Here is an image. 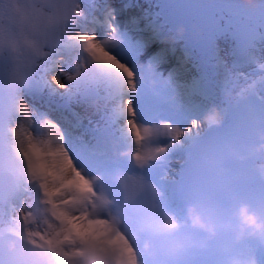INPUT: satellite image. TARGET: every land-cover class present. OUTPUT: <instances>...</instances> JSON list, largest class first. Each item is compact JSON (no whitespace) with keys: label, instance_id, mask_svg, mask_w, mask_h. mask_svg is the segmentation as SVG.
<instances>
[{"label":"snow or ice","instance_id":"snow-or-ice-1","mask_svg":"<svg viewBox=\"0 0 264 264\" xmlns=\"http://www.w3.org/2000/svg\"><path fill=\"white\" fill-rule=\"evenodd\" d=\"M88 8L86 14L81 0H31L26 19L62 29L63 34L57 37L51 31L42 33L31 44L32 56L24 78L10 79L7 89L0 85V264H5V241L11 239L20 244L14 255L24 258L25 264H49V253L71 255L65 252L66 247L74 249L88 239L102 240L104 250L115 254V264H145L144 253L137 250L140 230L132 224L121 226L125 212L108 191L101 190L100 183L105 175L115 172L127 203L151 187L147 178L142 172L120 168L115 155L102 148L95 137L86 141L77 133L78 124L65 129L60 121L24 99L26 90L32 95L37 87L75 99L104 83L108 99L115 102L106 128L119 142H134L128 159L138 169L167 151L165 146L146 144L162 136H179L180 130L170 121L151 120L167 106L166 91L173 86L172 77L163 90L149 89L141 95L143 82L136 79L140 70L135 62L146 44L120 26L115 8L107 3L102 8L104 34L98 35L87 27L89 22L101 23L95 16L97 6L90 0ZM81 22L84 27L78 30ZM45 47L48 52L43 50ZM53 48L73 51L75 62L69 63L61 54L54 56ZM42 57L50 61L45 71L57 73L55 82L33 70L43 67L39 63ZM141 113L148 119H141ZM29 197L31 204L26 205L24 201ZM37 212L47 218L44 230L38 227ZM8 264L15 262L10 260Z\"/></svg>","mask_w":264,"mask_h":264},{"label":"clouds","instance_id":"clouds-1","mask_svg":"<svg viewBox=\"0 0 264 264\" xmlns=\"http://www.w3.org/2000/svg\"><path fill=\"white\" fill-rule=\"evenodd\" d=\"M246 2L254 4L256 0H246ZM44 11L47 12V9L45 8ZM48 31L54 32L57 37L63 34L62 29L51 25L45 26L39 21L29 22L27 30L22 29L19 33L9 32L7 36L3 28H0V63L3 64L0 85L7 89L10 79L24 78L32 56L31 44L42 33ZM43 50L49 51L47 47ZM52 53L54 56L61 54L66 59L75 55L68 49L53 48ZM39 63L43 67H34L33 70L55 82L57 73L53 70L45 71L50 63L48 57H42ZM210 119L218 120L219 112ZM115 185H118V189L101 182L100 188L108 191L116 199L117 207L125 212L120 221L121 226L132 224L134 228L140 230L137 250L144 253L145 264H206L207 253L213 250L221 237L222 224L215 217L211 214L206 216L195 205H190L185 218L181 219L178 214L166 209L158 200L146 193H140L136 199L125 203L121 186L116 179ZM117 191L118 200L113 194ZM4 195L6 197L4 210L7 213V190ZM237 216L238 224L228 222L224 225L230 233L231 243L222 249H217L222 256L221 264H259L254 254L248 255L244 248L237 246L250 239L264 244V212L253 210L250 205L243 204ZM36 217L39 221V229H46L48 222L45 214L37 212ZM19 248L20 244L15 239L5 241L3 252L5 264H8L10 260L15 264H25L24 258H17L14 255ZM104 249L102 240L88 239L82 245H75L74 249L71 246L66 247L65 252H71V255L49 253V264H115V254Z\"/></svg>","mask_w":264,"mask_h":264},{"label":"bare ground","instance_id":"bare-ground-1","mask_svg":"<svg viewBox=\"0 0 264 264\" xmlns=\"http://www.w3.org/2000/svg\"><path fill=\"white\" fill-rule=\"evenodd\" d=\"M199 1L203 4V6L210 7V5H213L212 3H215L217 8H219V10H225L226 8L229 7V3L228 2L231 1V0H198V2ZM239 1H246V0H239ZM256 1H263V0H256ZM234 9H239V14H240L239 16H240V19H241L240 22H242V23H243V21H242L243 18L242 17H244V16H248V17H245V18L250 19V18H252V15H254L256 20H258L259 17H260V14L255 13V11H253V10H248V9L245 10L243 8H237V7H235ZM200 24H198V26ZM212 26H213V24L211 25V23H210L208 27L211 28ZM243 26H244V24H243ZM219 28H217V29H219ZM214 30H216L215 27H212L209 31H214ZM216 32L218 33L219 30L216 31ZM249 34L252 35L251 33H249ZM215 35H214V37H212V39H211V37H209V38H205L204 37L203 38V44L207 45L210 41H212V43L214 42V49L216 51V54L218 53V54L221 55V53H222V58L223 57L224 58H228L230 55H229V53L226 50V46L224 45L223 39L222 38L216 39ZM232 38H233V41H237V39L235 37H232ZM140 40H142V39H140ZM260 46L261 45H256V47L255 46L253 47V50H252L251 54H252V56L254 58L259 56V55H261L263 53L261 51V49H260ZM146 54H151V51H149ZM167 61H168L167 58H165L164 61H161L159 58H158V60H155V59H153V57L150 56L148 58V61H147L146 65L143 66L144 70H146V74H148L149 77L152 78V81L155 82L158 85H161L163 89L165 87L166 81L168 80L169 76H171V75L168 74V75L165 76L164 74L161 73V71H157V70L153 69V67H155L157 64H161L162 65V64H164V62H167ZM74 62L75 61L71 58L70 59V63H74ZM190 62H192L193 64L190 63L189 66H187V65L184 66L182 64H177V65L180 66V69H179L180 73L181 72L182 73L192 72V74H193V72H194L193 75H197L196 73L201 71L200 70V69H202L201 66H200V68L199 67L197 68L196 67L197 63L195 61L190 60ZM137 66H138V63L136 61L135 62V67L137 68ZM215 68L218 69V74L220 75L219 81H220L221 86L223 87V89L225 88L226 84H227L228 87L231 86L232 87V95L235 94V96H237L240 91L246 92L248 90H250V91L251 90H255L257 92L260 91L262 93L264 92V71L256 70L255 68H251L250 66H248V64L246 66V70L241 71L240 74H237L238 70L237 69L234 70L233 67L228 66V64H226V65L225 64L224 65L220 64V65L215 66ZM68 71L70 72L71 69H68ZM140 75H141L140 72H138L136 74V79H137L138 82L143 80L146 84L149 83L148 79L144 75L143 76L142 75L140 76ZM141 77H142V80H141ZM143 77H145L146 79H144ZM182 79H187V78H185V76H184V78L182 77ZM172 84H173V86L168 88L167 90H171V89L173 90L174 86L176 85L175 79L173 77H172ZM99 85L102 88L106 87V85L104 83H100ZM183 87H184V85H183ZM159 88H161V87L159 86ZM46 91L47 90H45L44 92H46ZM60 91H63V90H60ZM145 91H147V90H145V88H143L142 85H140V93L143 95L145 93ZM153 92H155V91H153ZM170 99H173V100H175L177 102L181 101V99L178 96H176V95H172ZM167 100H169V98H167ZM169 101H171V100H169ZM196 101L197 102H199V101L201 102V100L197 99V98H196ZM208 101H204L202 103H198V105H195L194 104V102H195L194 100H189V103L193 104L191 108L193 109V107H194L193 110L195 112H197L198 115H196V116L198 118H190L189 116H187L182 122H178V121L169 120L165 116H163L162 114L157 112L158 115L154 114L151 117V120H153V121L154 120L170 121L171 124L173 125V127L178 128L180 130V134L183 133L185 128L190 127L193 122L197 126L198 130H200V129L203 128V125H204L203 117L201 116L202 108H204L205 106H207L209 104ZM26 102L30 106L34 107L32 103L28 102L27 100H26ZM180 106H181L182 109H184V105L180 104ZM56 112H54V113L57 114L59 117L62 116V115H60L59 111H56ZM78 112L81 114V116L84 115V117H83L84 120L85 121H89L92 125L95 124V123H98L97 120L95 119V117L91 113H89L88 111H86V110H80L79 111L78 110ZM108 112L109 113H107L105 115L106 118L110 115V111H108ZM66 113L68 114V116L67 117L62 116V118H64V121H65L66 125L72 127V125H70V118L72 117L71 115H73V114H72V112H68V111H66ZM205 115H204V117H205ZM210 116L211 115L209 114V117ZM141 119H148V118L145 117V115L143 113H141ZM123 125L124 124L120 123V126H123ZM115 127H116V125H113V128H115ZM76 131L79 132V128L78 127L76 128ZM128 143H130L134 147V142L129 141ZM160 143L163 144L167 149L172 148V146L174 145V141H173L171 136H166V137L162 136V137H160L159 140H157L155 142H152V143L146 144L145 147H155V146H157V144L159 145ZM164 155L165 154L163 152L160 153L159 158L156 159V160H159L160 158H163ZM119 167L124 169V170H126V171H128V172H131V173L142 172L143 175L147 178V182H148L149 185H151V187L146 189V190H142L140 193L141 194L146 193V194L150 195L152 198L158 200L159 203L162 202V198H156L155 196L151 195L152 192L155 191V189L157 187H156V183H154V181L151 180V178H149L146 168H143V169H132V168L124 167V166H121V165H119ZM89 171L92 172L93 170L89 169ZM164 175H168V172H167V174H164ZM102 182L106 186L113 185V186H115L118 189V185H115V172L113 173L112 176L105 175ZM113 194L115 196H117V200H118L119 199L118 191L114 192ZM31 199H32V197H31ZM253 240H254V242H253L254 244H252V248L254 247V245L258 247L261 242L258 241V240H255V239H253ZM252 253H255V252L253 251Z\"/></svg>","mask_w":264,"mask_h":264},{"label":"rangeland","instance_id":"rangeland-1","mask_svg":"<svg viewBox=\"0 0 264 264\" xmlns=\"http://www.w3.org/2000/svg\"><path fill=\"white\" fill-rule=\"evenodd\" d=\"M94 1H96V0H94ZM98 1L100 2L101 9L103 8V5L105 3H107L109 6L115 8L116 18H117V7H116V3L114 2V0H98ZM181 2L183 4H186L190 10H193V11L198 10V11L202 12L203 14L211 16L213 19H216V13H215L216 9L212 5H210V7L203 6V4L200 1L198 2V0H181ZM30 4H31V0H0V28L1 27L3 28V30L5 32L4 34H6L5 36H7V34L9 32L19 33L22 29L27 30V24L29 23V21L26 19V10L30 6ZM81 4H82L83 10L86 11L85 8L88 5L87 1L81 0ZM101 13H102V16L100 18L101 25L98 26L97 24H94L91 27V29H94L98 35L104 34V27H103V23H102L104 13H103V11H101ZM259 14H260V17L257 20L256 26L260 27L261 31H264V12L259 13ZM245 17H248V16L242 17L243 18V20H242L243 24H244V26H246L245 28H247V31L249 33L254 35L253 30H252L253 26H251V25H253V23H255V22L251 18L248 19ZM119 24L122 28H126L129 31L130 28L126 26V22H124L123 24H121L119 22ZM80 28H82V27H79V25H78V30ZM88 28L90 29V27H88ZM129 33H130V31H129ZM130 35H131V33H130ZM135 38H137V37H135ZM137 39H139V38H137ZM256 45H261L260 49L263 53L261 55L255 57V58L253 57L252 61H249L247 64H249L248 66H250L251 68H255L257 70L264 71V67L261 66V63H263L262 65L264 66V38L262 40L259 39L257 41ZM142 55L144 56V60L140 61V58ZM150 56L153 57V59L158 60V56L156 53L151 52V54H146L145 48H144L143 51L136 58V61L138 63L137 68L140 70L139 71L140 74L142 76L144 75L148 79V82H149L147 84L142 83V87L145 88V90L150 89V90L155 91V88L153 89V87L158 86V88H159V86H161V85H158L155 82H153L152 78L149 77L148 74H146V70H144V67H143L146 65L148 58ZM217 56L222 57V53H221V55L217 53ZM70 59L71 58L68 59L69 63H70ZM223 59L227 61L229 59V57L228 58L223 57ZM245 63H246V61H245ZM227 64L229 66H231L229 61L227 62ZM65 68H66V71H68L69 68L67 67V65L65 66ZM153 69H155L157 71H161V73L164 74L165 76L168 74L170 75V73H171L170 66H163V64L162 65L157 64L155 67H153ZM233 69L235 70L237 68L233 67ZM56 95H60V94H56ZM60 96H62V95H60ZM24 98H25V100H27L26 99L27 97L25 95H24ZM120 123L124 124L125 122L123 120H121ZM192 126H195L194 122L191 124V126L189 128H191ZM157 146H162V144L161 143L159 145L157 144ZM19 203L20 202L18 201L17 202L18 206H19ZM24 203L26 205H28L26 203V200L24 201Z\"/></svg>","mask_w":264,"mask_h":264},{"label":"water","instance_id":"water-1","mask_svg":"<svg viewBox=\"0 0 264 264\" xmlns=\"http://www.w3.org/2000/svg\"><path fill=\"white\" fill-rule=\"evenodd\" d=\"M228 3H229V7L226 10L227 12L233 14L234 16L238 15V11L234 9L235 7L253 10L255 11V13L264 12V0L256 1L254 4H249L246 1H239V0H231ZM213 6L217 8L216 4H214Z\"/></svg>","mask_w":264,"mask_h":264}]
</instances>
